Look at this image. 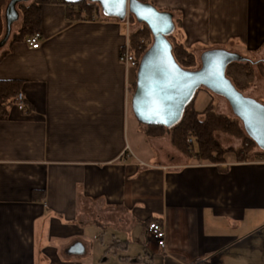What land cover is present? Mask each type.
<instances>
[{
    "label": "crops",
    "instance_id": "crops-1",
    "mask_svg": "<svg viewBox=\"0 0 264 264\" xmlns=\"http://www.w3.org/2000/svg\"><path fill=\"white\" fill-rule=\"evenodd\" d=\"M147 1L181 16L189 47L264 61V0ZM90 2L98 12L71 20L66 4L44 1L39 50L10 47L29 2L5 10L0 80L23 82L29 110L13 104L0 122V264H264V159L212 164L136 119L126 132L128 28L119 0Z\"/></svg>",
    "mask_w": 264,
    "mask_h": 264
},
{
    "label": "water",
    "instance_id": "water-1",
    "mask_svg": "<svg viewBox=\"0 0 264 264\" xmlns=\"http://www.w3.org/2000/svg\"><path fill=\"white\" fill-rule=\"evenodd\" d=\"M22 1L29 0H12L9 10H14L15 5ZM119 2L122 18L126 19L128 14L134 16L139 24L147 25L153 37L137 69L136 89L131 99L135 118L145 126H164L170 130L182 121L197 92L206 89L228 102L247 136L264 152V104L240 92L227 77L230 65L249 59L236 52L215 48L202 53L198 69H184L176 61L168 39L176 29L174 15L140 0ZM11 23L8 21L6 26V40ZM72 251L79 254L83 247L76 245Z\"/></svg>",
    "mask_w": 264,
    "mask_h": 264
},
{
    "label": "trees",
    "instance_id": "trees-1",
    "mask_svg": "<svg viewBox=\"0 0 264 264\" xmlns=\"http://www.w3.org/2000/svg\"><path fill=\"white\" fill-rule=\"evenodd\" d=\"M29 4L21 3L18 11L21 15V24L17 32L11 39L10 47L19 42H23L29 36L38 33L41 28V4L43 0H29ZM61 3L67 5V17L71 20H79L91 17L99 11L96 4L89 0H80L77 2H68L60 0ZM142 2H147L143 0ZM10 0H0V40L4 38L6 33L5 10ZM84 17V18H86ZM134 16H132V19ZM136 19L134 18V21ZM133 23V21H131ZM175 22V20H174ZM183 26L182 20L175 22V25ZM173 46V55L178 64L188 70L198 68L197 56L186 47L184 43L179 42L173 34L168 37ZM142 40H146L148 45L141 44ZM152 33L147 25L142 27L129 36V49L140 62L147 48L152 44ZM9 51L5 52L8 53ZM3 55V56H4ZM247 62L233 63L227 69V77L233 82L235 87L242 93H245L253 84L256 70L264 77V61H255L253 57L247 58ZM134 80L131 85V94L133 96L136 89L137 69L134 70ZM23 82L20 80H0V122L6 121L9 117V108L14 104L16 95L22 90ZM206 90V89H205ZM208 91V90H207ZM211 93V92H210ZM213 94V93H212ZM214 95V94H213ZM241 121L233 115H221L216 112L214 100L204 112H198L193 106V102L186 108L182 121L172 129L164 126H146L147 137H163L166 133L170 134L172 145L181 153L191 155V151L187 144L192 139V146L195 148L198 160L212 163L222 164L225 157L229 153H234L239 161H254L256 159H264V152L254 151L257 145L251 140L244 129L241 127ZM143 125V124H142ZM222 132L242 138L244 145L241 149L233 148L224 149L215 139V133ZM153 222V221H152ZM198 264H209L207 261Z\"/></svg>",
    "mask_w": 264,
    "mask_h": 264
},
{
    "label": "rangeland",
    "instance_id": "rangeland-1",
    "mask_svg": "<svg viewBox=\"0 0 264 264\" xmlns=\"http://www.w3.org/2000/svg\"><path fill=\"white\" fill-rule=\"evenodd\" d=\"M29 3H27V4H29ZM20 5L21 4H19V6ZM19 6H18V8H19ZM128 19H129V22L131 25L130 26L131 33L135 32L136 30H138L142 27V24H139L136 20L134 21V18L132 19V15H129ZM179 19L182 20L181 16H175L174 15L175 22H177ZM131 21H133V23ZM182 23H183V21H182ZM173 36L179 42L184 43L186 45V39H185L184 31H183V26L180 27L179 24L176 23V29L173 33ZM194 43L195 42H193V44ZM190 45H191V41L187 42L186 47L189 48L197 56L198 68L200 67V57H201L202 53L206 50L215 49V48H210V45L207 47V46L199 45L196 43V44H194L193 48L189 47ZM255 61H257V60H255ZM244 94L249 96V97H254V98H256V100H258L259 102L264 104V77L261 76V74L258 72V70H256V75H255V79H254L253 84L250 86V88L247 91H245ZM212 100H214V103L216 106V112L218 114L233 117V113H232V110H231L228 102L224 98L213 95L212 93H210L209 91H207L205 89H201L197 92L195 99L193 101V106H194L196 111L204 112ZM135 119L136 118H135V116L132 112V109H131L129 116H127V118H126V132H127V130H129V131L131 130V128L130 129H128V128L131 127V124ZM138 123H139V127L143 131L147 132V127L145 125H142L139 121H138ZM240 125L243 129L242 124H240ZM168 135L170 137L169 133H166L163 137H168ZM163 137H153V138H163ZM215 139L221 145V147L224 149H230V148H226V147L229 146L230 143L234 144L235 141H236L235 142L236 144H241V147L239 149H241L242 146L244 145V141L242 138L233 136L231 134L222 133V132L215 133ZM254 151H259V149L255 148Z\"/></svg>",
    "mask_w": 264,
    "mask_h": 264
},
{
    "label": "built area",
    "instance_id": "built-area-1",
    "mask_svg": "<svg viewBox=\"0 0 264 264\" xmlns=\"http://www.w3.org/2000/svg\"><path fill=\"white\" fill-rule=\"evenodd\" d=\"M43 1H47V0H43ZM50 1L56 2L58 0H50ZM128 16H129V14L127 15V17L125 19V23H126L127 28H128L127 43H126L124 50L121 52V54L119 56V61L127 69L135 70V69H138L139 62L137 61V59L135 58V56L131 53V51L129 49V36L131 34V30H130L131 25H130ZM41 41H42V35L40 33H35L34 35L29 36L25 40L26 44L32 50H39L41 48ZM141 44L147 46L148 42L146 40H142ZM14 104L22 112H27L29 110V106L27 104L26 97L22 92H19L16 95L15 100H14ZM187 143L191 147L192 146V139H189ZM148 233H149L151 239L156 242L158 247L160 249L164 250L165 245H166V232H165L162 224H160L158 221L151 222L148 226Z\"/></svg>",
    "mask_w": 264,
    "mask_h": 264
}]
</instances>
